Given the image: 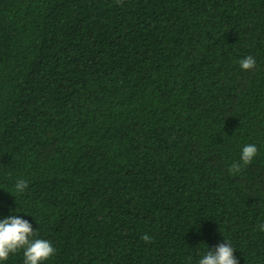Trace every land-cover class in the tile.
<instances>
[{"label":"trees","instance_id":"obj_1","mask_svg":"<svg viewBox=\"0 0 264 264\" xmlns=\"http://www.w3.org/2000/svg\"><path fill=\"white\" fill-rule=\"evenodd\" d=\"M11 215L52 243L43 264H198L225 242L264 264V0H0Z\"/></svg>","mask_w":264,"mask_h":264},{"label":"clouds","instance_id":"obj_2","mask_svg":"<svg viewBox=\"0 0 264 264\" xmlns=\"http://www.w3.org/2000/svg\"><path fill=\"white\" fill-rule=\"evenodd\" d=\"M243 70H252L256 66L253 57L248 56L239 61ZM258 154L255 145H246L241 153L240 162L234 163L229 169L233 174L242 171L243 166L250 165ZM16 190L23 192L28 187V182L18 180ZM264 230V225L261 226ZM36 230L32 224L18 215H11L7 218L0 219V261H6L9 255L16 253L20 249H24L23 264H43L44 261L55 255V248L48 240L36 238ZM142 239L152 242V237L144 235ZM235 249L230 242L221 243L214 250L210 249L198 262V264H239V260L234 255Z\"/></svg>","mask_w":264,"mask_h":264}]
</instances>
